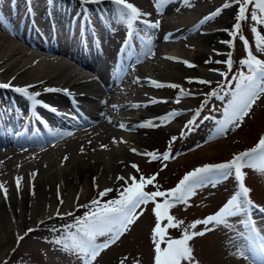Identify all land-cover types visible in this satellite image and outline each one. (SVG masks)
Segmentation results:
<instances>
[{
    "label": "bare ground",
    "instance_id": "bare-ground-1",
    "mask_svg": "<svg viewBox=\"0 0 264 264\" xmlns=\"http://www.w3.org/2000/svg\"><path fill=\"white\" fill-rule=\"evenodd\" d=\"M126 2L142 13H150L151 16L143 19L159 21L160 26L158 29H147L143 24H137L133 36L138 38L143 49L131 51L133 55L125 58L118 70L103 74L94 69L96 52L90 53L88 62H73L70 59L80 57V48L75 43L74 52L67 50L68 40L63 32L70 35L71 29L76 27V18H79L78 25L82 21L83 10L87 14L89 11L88 15L98 23L103 16L102 27L100 23L95 32L94 26L91 27L89 35L92 32L97 34V38L91 34L95 42L91 48L97 46V54L106 52L102 65L109 68L111 65H107V60L112 52L109 47L112 43L120 47L122 34L127 32L117 6L110 0L85 6H81L80 0H0V84L11 83L13 87L27 88L28 95L33 97L30 100L21 93L0 88V119L5 114L4 121L9 117V123L13 125L20 123L19 116H22L23 121L33 125L38 133L46 134L41 139L30 137L17 140L9 133L2 134L4 138L0 137V184L3 185L0 188L1 232L6 229L12 237V222L16 214L22 223L33 219L38 222L52 219L53 211L66 206L72 195L76 196L79 191L94 185L109 188L112 181L122 176L124 168L133 170L131 165L140 161L137 159L148 158L147 155L134 154L131 149L135 148L140 153L151 152L155 141L169 135L172 130L170 123L180 124L182 115L190 111L186 105L175 103L176 97L181 94L179 88H156L151 82L179 87L190 83V74L199 71L196 67L200 69L206 65L208 52L223 47L226 43L222 41L229 40V33L224 29L230 30L236 23L238 8L231 6L223 9L219 16L197 30L196 26L203 17L221 9L223 4L231 3V0H167L159 10L160 14H157L154 0ZM49 11L54 13L50 19L52 30L44 36L41 20L47 17ZM27 15L45 37L43 42L31 28H28V35L22 32V19ZM67 17L71 20V27L63 31L54 18L65 20ZM104 27L109 29L103 33L101 29ZM78 30L80 35L76 41L84 40L89 45L86 32L90 27L81 23ZM138 33L141 35H136ZM149 39L150 44L147 43ZM149 48L151 54L146 57L144 53ZM125 54L126 50L122 52V58ZM184 61L196 67H187ZM93 74L108 80L100 88L94 83ZM49 88L56 91L47 92ZM192 96L188 92L183 98ZM78 101H86L89 105L84 111L85 119L63 127L67 120L62 118L64 123L58 125L55 119L59 117L53 116L50 111L65 112ZM113 105L116 107L113 108ZM172 111L179 114L163 123L157 119ZM39 120L42 122L39 123ZM147 121L161 126L138 127ZM9 123H3L5 130ZM121 123L126 125V130L120 129ZM44 126L47 131L42 132L41 127ZM198 130V135L191 140L199 141L198 138L206 136ZM17 177L21 178L19 190ZM1 249L0 256L5 251Z\"/></svg>",
    "mask_w": 264,
    "mask_h": 264
},
{
    "label": "rangeland",
    "instance_id": "rangeland-1",
    "mask_svg": "<svg viewBox=\"0 0 264 264\" xmlns=\"http://www.w3.org/2000/svg\"><path fill=\"white\" fill-rule=\"evenodd\" d=\"M252 26L253 22L249 15L248 20L244 21V31L237 33L233 42H231V36L229 35L228 41L231 43H226L223 47L215 49V51L212 49L211 52H208V60L212 62L206 63L200 69L196 67L199 70L198 73L190 74L192 82L188 84L193 85H189L188 89L184 87L182 89L186 93L193 94L194 97L181 100L180 103L189 107L191 112L182 115V122L180 124L170 125L172 130H170L169 135L167 134L168 136L162 137L160 141H155L151 151L156 152L157 155L170 151L173 158L164 162L167 164V167H163L160 161L149 162L151 161V157L149 156L146 159L140 157L142 159L139 158L137 161H140L136 162L140 171L137 172L135 169L131 170L126 167L123 169V177L127 178L135 175L137 180H139L141 175L150 177L159 172L154 183L161 186L160 190L166 191L174 188L187 173L194 169L229 161L234 154L249 150L258 143L264 130V97H261L253 105L249 115L243 119L239 127L229 130L222 137L216 135L217 128L226 119V110L232 99V93L235 91L236 80L234 78L239 73L246 72V69L242 68L240 64L241 60L247 58V53L240 37L242 36L247 39L250 43L251 52L256 58L264 60V54L256 50V37H254L251 31ZM260 32L261 35H264V29H260ZM231 48L234 50L232 59L233 69L230 72H226L223 68V61L228 56ZM218 53L220 56L216 57ZM220 59L222 61L217 63ZM210 69H215L216 71L213 72ZM219 72H226L228 74L227 81L218 74ZM200 79L209 80L212 83L210 86L204 87L203 90H198L194 84H198L195 81ZM218 81L220 84L227 83L229 86L221 91L220 85L217 83ZM213 91L219 92V98L210 95ZM205 100L208 103L203 104L197 122L191 126V130L186 129L184 126L187 121L193 119L197 109H201L199 105ZM183 129L185 135L183 138H180ZM197 130L206 134L207 137L198 138L199 141L191 140L193 136L198 135ZM171 137H177V139L170 147ZM162 168L163 170L161 171ZM245 170L247 171L248 169ZM251 176L253 179H250ZM246 177V184L251 189V199L264 207V174L250 173L249 175L246 174ZM235 183L236 180L233 176L215 184L209 183L198 188L187 205L180 204L171 209V215L178 220H183L185 223L179 229H169L168 234L172 238H180L181 232L187 225L217 212L233 195L234 189L237 187ZM130 184V180L128 184H125L124 180L112 181L110 187H106V189H113V191L108 196L102 198L101 204L109 202L112 199H118L123 188ZM103 189H105L103 186H90V188H86L87 191H79L78 195H72L68 199L66 206H60L53 211L54 216L52 219L49 218L42 222L33 219L30 222L22 223L18 214H16V219H13L12 222L14 230L12 237L7 233L6 229L3 232L0 231V251L2 250L1 248L5 249L3 255L0 256V264H3L7 259L14 264H80V261L76 257L65 254L60 250L59 246L53 243V241L60 239L64 235L63 229L65 225L74 223L72 216H66L63 219L58 218L57 211H59L60 216H65V214L70 212L74 213L75 219H79L89 212L91 208H95V205H91V201L93 199H101L99 192L103 191ZM145 190L152 192L156 188L146 186ZM230 224L231 227L229 228L215 226V230L207 232L202 237H195L189 242L193 248L195 261H198L199 264H250V253L246 252L249 259L238 255V249L244 250L250 243L245 239L248 235L245 222H241L240 216H237L231 218ZM255 224L258 231L264 233L263 220L259 219ZM154 226L153 205L149 203L143 214L136 219L134 224L130 226L117 243L101 253L97 258L96 264H153L152 229ZM209 227L211 228L213 225H209ZM29 229H33V231L29 232ZM203 230L204 225H197L196 229H189V231ZM18 236H23L24 239L18 241ZM105 239V237H100L98 238V242H103ZM25 257L28 260H25Z\"/></svg>",
    "mask_w": 264,
    "mask_h": 264
},
{
    "label": "snow or ice",
    "instance_id": "snow-or-ice-1",
    "mask_svg": "<svg viewBox=\"0 0 264 264\" xmlns=\"http://www.w3.org/2000/svg\"><path fill=\"white\" fill-rule=\"evenodd\" d=\"M101 0H80L81 6H85L88 3H100ZM110 2L117 6L120 20L126 25L127 39L125 40V46L128 45L135 31H137V24H143L147 29H158L160 22H152L143 17L151 16L150 13H142L137 7L131 3H127L126 0H110ZM167 3V0H154L157 14H160V8ZM231 6H238L235 15L236 23L233 25L231 31H227L230 36H236L237 32L241 29L242 21H247L250 15V19L253 22L251 28L254 37H256V50L264 54V35H261L260 29H264V0H231V3H225L221 9H217L215 12L203 17L199 24L196 26L197 30L209 20L219 16L223 9ZM167 40L168 37H165ZM242 40L247 58L240 61L242 68L246 69V72H241L234 79L235 91L232 93V99L229 103V107L226 110V119L219 125L216 130L218 137L224 136L229 130L239 127L243 119L249 115L252 107L256 102L264 97V60L256 58L249 46L247 39L240 37ZM143 42V38L141 37ZM148 44L151 43L149 39ZM222 43H231L230 41H222ZM215 51V49H214ZM151 54V49L145 52L147 57ZM219 54V53H218ZM230 55V54H229ZM211 60L206 63H211ZM185 65L189 68L196 67L192 63L184 61ZM220 63V61H217ZM227 65L228 71H231L232 60L229 58L223 61ZM215 72V69H210ZM220 76L224 77L225 81L228 79L226 72H219ZM189 82H192L191 80ZM203 85H211V81L200 79L195 81ZM153 86L156 88L169 87L172 89L179 88L176 84L164 85L162 83L152 81ZM221 91L228 87L227 83L220 84ZM31 87V86H29ZM2 89H11L16 93H21L32 100L33 97L28 95L27 88L13 87L11 83L0 84ZM47 92L56 91V89H46ZM180 95L175 99V103L179 104L184 95V90L180 89ZM37 96L39 93L36 94ZM210 95L218 97L219 92L213 91ZM167 103L168 101H162ZM49 108L51 106H48ZM113 108L116 106L113 105ZM140 107V105H136ZM201 109H197L193 119L187 121L184 126L186 129L191 130V126L195 125L197 119L200 116ZM54 110V109H52ZM179 113L172 111L166 114L164 117H159L161 123L165 120L175 118ZM161 126L154 121H147L138 127L155 128ZM120 129L126 130V125L121 123ZM56 135H63V133H56ZM71 135V133H68ZM185 131L182 130L180 138H183ZM177 137L170 138L171 144L175 142ZM115 142V138H114ZM127 143L126 141H122ZM106 148V146H103ZM83 151V150H82ZM134 154L147 155L151 157V161H160L163 167H167L164 163L173 158L170 151L157 155L156 152L140 153L135 148L131 149ZM67 157H65V160ZM137 172L140 171L139 166L135 163L131 165ZM244 169H252L264 173V136L260 137L258 143L251 149L236 153L229 161L205 165L194 169L187 173L179 183L172 189L162 191L160 185L154 183L159 175V172L153 174L150 177L140 176L139 180L135 175L129 177H117V180H124L125 184L131 181V184L124 187L120 192L118 199H112L109 202L101 204L103 197L113 191V189H104L99 192L101 199H93L91 205H95V208H91L89 212L85 213L81 218L75 219L74 213H67L65 216H60L57 211L58 218H65L66 216H72L74 223H70L64 226V235L55 241L54 244L59 246L65 254L76 257L80 264H96L97 258L101 253L111 247L113 244L125 234L136 219L143 214L146 206L151 203L153 205V215L155 217V226L152 229V243H153V264H199L195 261L193 255V248L190 246V241L195 237H202L207 232L215 230V226H223L225 228L231 227V218L237 216H246L249 218V235L245 237L250 243L246 249L239 250L238 255L249 259L246 255L250 253V264H264V233L258 231L256 226L251 223V217L254 211H258L264 214V207L255 204L251 199V189L246 186V172ZM163 168L161 169V171ZM33 175H36L35 173ZM235 178L237 182V190L234 194L219 208L213 215L207 216L202 220L193 221L187 225L181 232L180 238H172L168 232L169 229H179L184 225L183 220H178L171 215V209L175 206L184 204L187 205L191 197L195 194L198 188L209 184L216 183L220 180L227 179L229 177ZM21 178H16L17 190H19ZM95 186V185H94ZM146 186H153L155 191L148 192L145 190ZM98 187V186H96ZM0 188L3 185L0 184ZM6 197V190H5ZM61 204L63 201H60ZM197 225H204L203 231H189V229H196ZM213 225V227H209ZM29 232L33 229H29ZM105 237L103 242H98V238ZM18 241L23 240V236L17 237Z\"/></svg>",
    "mask_w": 264,
    "mask_h": 264
},
{
    "label": "trees",
    "instance_id": "trees-1",
    "mask_svg": "<svg viewBox=\"0 0 264 264\" xmlns=\"http://www.w3.org/2000/svg\"><path fill=\"white\" fill-rule=\"evenodd\" d=\"M25 260H28L27 257H25ZM3 264H14L12 261H9V259H7Z\"/></svg>",
    "mask_w": 264,
    "mask_h": 264
}]
</instances>
